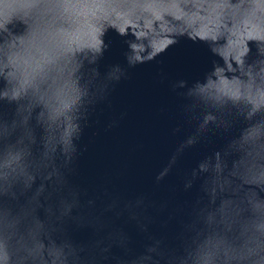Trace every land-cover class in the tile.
I'll return each mask as SVG.
<instances>
[{
  "label": "clouds",
  "instance_id": "obj_1",
  "mask_svg": "<svg viewBox=\"0 0 264 264\" xmlns=\"http://www.w3.org/2000/svg\"><path fill=\"white\" fill-rule=\"evenodd\" d=\"M181 38L210 66L160 70L176 142L151 183L85 174L117 85ZM0 264H264V0H0Z\"/></svg>",
  "mask_w": 264,
  "mask_h": 264
},
{
  "label": "water",
  "instance_id": "obj_2",
  "mask_svg": "<svg viewBox=\"0 0 264 264\" xmlns=\"http://www.w3.org/2000/svg\"><path fill=\"white\" fill-rule=\"evenodd\" d=\"M109 38L112 46L102 63L123 60V38L115 33H110ZM210 56L203 44L181 38L156 60L130 69L128 79L113 92L112 108L100 113V122L86 132L84 140L88 148L81 158L82 171L87 174L126 164L125 179L130 184L149 185L154 170L166 161L176 142L170 129L177 118V98L168 89L167 80L159 78L160 70L167 78H196L210 66ZM120 111L127 113L120 125L105 130L104 122ZM197 151L187 150L181 166L191 163ZM175 181V172L166 178L167 183Z\"/></svg>",
  "mask_w": 264,
  "mask_h": 264
}]
</instances>
